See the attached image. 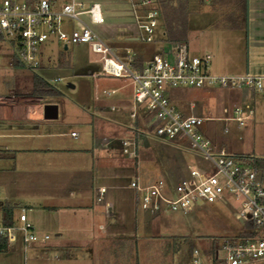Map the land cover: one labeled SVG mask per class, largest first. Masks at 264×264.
Returning <instances> with one entry per match:
<instances>
[{
	"label": "crops",
	"instance_id": "crops-1",
	"mask_svg": "<svg viewBox=\"0 0 264 264\" xmlns=\"http://www.w3.org/2000/svg\"><path fill=\"white\" fill-rule=\"evenodd\" d=\"M199 1L200 6L218 13L219 18L207 28L192 26L188 0L187 41L181 45H185L190 54H210L211 73L264 75V0ZM130 3L133 14L135 10L141 12L140 0H130ZM159 18L162 20L161 15ZM74 24L66 21L63 29L71 31L75 28ZM208 30L214 31L217 38L222 34L227 39L230 35L228 32L241 33L244 45L228 41L224 49H218V42L214 43L212 34L208 41L207 37L203 38V33ZM164 41L168 47L152 54L143 43L140 48L135 47V36L126 35L124 41L110 46L121 54L126 49H131L135 60L140 56L144 63L156 53L174 52L175 45H180L171 44L166 39ZM50 42L59 44L55 40ZM46 44L40 49L39 60L42 59ZM68 47L64 46V49L68 50ZM47 64L51 67L57 66L51 56H48ZM98 76L94 72L91 74L92 78ZM115 79L119 83L107 85L98 96L94 105L95 112L75 109V120L68 118L67 108L62 107L61 100L57 101L61 96L52 99L15 98L11 94H0V222L5 205L16 206L14 219L17 224L18 210L24 207L30 212H27L28 219L35 230L41 236H51L47 243L33 245L27 251L22 241L18 240L12 247H7L6 251L0 252V264H13V260L21 252L24 251L26 255L28 250L34 253L35 260H49L52 256L57 259L59 253L65 252L70 259L74 256L77 259L82 258L86 264L90 261L92 264L96 261L102 264L134 262L136 256L127 255L129 253L123 248L130 240L120 234V229L127 222H132L134 212L129 210V203L119 201L122 197L119 190L124 193V201L134 202L136 208L139 206L137 192L128 189V185L133 180L140 184L141 182L138 177L130 180L126 178V170L135 166L138 174L139 164L143 166V150L154 149V145L146 133V130H151L147 121L141 115L135 119L131 116L134 106L129 80ZM204 90V96L215 101L211 95H215L214 90L217 89ZM105 91L115 92L107 95ZM176 91L171 92L172 101L178 97ZM229 91L235 93L228 98L223 96L222 100L226 105L222 109L221 117L225 116V109L232 112L237 106L253 110L252 118L256 110L264 111V94L251 89ZM55 103H58V118L45 119L44 105ZM193 109L194 107L191 110ZM193 111L190 113L195 114ZM197 113V116L213 117L198 110ZM217 121L208 122L205 132L212 138L218 150H225L224 141L219 142ZM221 121L224 123L223 133L227 134L224 128L227 125L229 129L230 122L226 124ZM74 132L77 137L72 136ZM128 133L134 136L127 137ZM123 140L133 144L135 157H121V154H125ZM171 143L180 145L179 142ZM187 169L180 170V178L187 174ZM172 177H166L167 183L170 184L168 181ZM101 189H105V192L101 193ZM34 206L37 207L36 210L32 208ZM134 218L138 225L139 220L135 216Z\"/></svg>",
	"mask_w": 264,
	"mask_h": 264
},
{
	"label": "built area",
	"instance_id": "built-area-1",
	"mask_svg": "<svg viewBox=\"0 0 264 264\" xmlns=\"http://www.w3.org/2000/svg\"><path fill=\"white\" fill-rule=\"evenodd\" d=\"M139 5L141 12L135 10V22L144 33L142 40L153 43L160 12L155 0H140ZM81 15H88L93 24L105 22L101 4L96 0H0V35L17 47L20 60L31 69L40 66V49L52 40L66 47L89 44L101 57L104 76L129 80L132 118L141 115L157 136L186 143L207 161L198 168L189 166L187 174L174 185L164 179L147 186L131 181L128 189L137 192L140 208L154 215L165 211L186 215L201 203L225 204L234 199L240 206L236 219L243 228L217 241L211 255L201 247H193L191 264H264V171L255 170L224 149L218 150L205 132L206 124L216 119L181 111L171 98V92L180 89H251L264 94V75L211 73L210 54L191 55L181 44L175 45L174 52L156 53L136 68L131 49L124 54L117 52ZM66 21L76 22L78 28L65 31ZM224 112L220 120L226 124L233 121L240 127H245L254 114L253 110L240 106ZM224 131L229 132L227 125ZM72 136L77 137V133ZM122 146L125 154L136 156L130 141L123 140ZM18 223L6 226L0 222V237L6 240L7 247L21 240L27 251L51 239L50 235L41 236L35 230L24 207L20 208Z\"/></svg>",
	"mask_w": 264,
	"mask_h": 264
},
{
	"label": "rangeland",
	"instance_id": "rangeland-1",
	"mask_svg": "<svg viewBox=\"0 0 264 264\" xmlns=\"http://www.w3.org/2000/svg\"><path fill=\"white\" fill-rule=\"evenodd\" d=\"M98 1L103 10L105 23L93 24L90 22L88 15H81V18L107 44L113 46L115 42L124 41L125 36L128 35L137 38L136 48H140L143 43L151 54L168 47V44L164 41V24L160 18L158 27L155 30L156 42L145 43L142 40L144 33L140 31L135 22L130 0ZM189 11L191 24L196 28H207L210 23L219 18L218 13L212 12L208 7L200 6L199 0H190ZM74 25L75 28H78L76 22ZM228 33H230L229 39H227V36L224 38L222 34L217 38L214 31L208 30L203 33V38L207 37L208 41L212 34L211 38L215 40L213 42H218L216 44L218 49H224L228 41H235L236 45H244L243 34ZM68 48V50H65L64 45L60 43H47L43 47L40 67L31 69L26 65L15 67L14 58L15 55H18L17 47L9 40H0V94L4 96L11 94L15 98L38 97L52 99V96L41 97L34 94V74H37L48 80L61 92L62 95L57 101L61 100L63 103L62 107L64 108L65 106L67 108L66 112L69 119L75 120V109H82L90 113L95 112L94 105L97 103L98 96L102 94L104 87L117 85L119 81L115 78L104 76L101 57L92 51L89 44H75L70 45ZM191 55L199 56L200 53H191ZM48 56H51L57 66H48ZM93 72L99 75L98 78L91 77ZM69 84L73 85L74 88H70ZM204 92H206L204 89L177 90L175 93L178 97L173 102L182 111L190 112L194 110L193 112L196 114L198 110L201 113L203 112L204 115L208 114L210 117L213 116L212 118L219 120L217 121L218 138L219 142L224 141L227 153L231 155L242 154L247 157L251 155L254 157L263 156L264 111L256 110L253 118L250 117L248 119L252 118V121L245 127H240L237 123L230 122V132L225 134L222 130L224 123L220 120L223 118L221 117L223 115L222 109L226 105L222 98L224 95L228 98L235 92L220 89L214 90L216 93L215 95L212 93L211 96H213L215 101L204 96ZM55 104L58 105V103ZM192 107H194L193 110H191ZM146 133L151 143H153L154 146L152 147L154 149L143 150V166L139 164L138 174L135 166L126 170V178L129 180L138 177L141 184H149L157 179L167 181V176H173L168 182L174 185L181 176L180 170H186L189 165L198 168L207 162L198 153L189 149L186 143H180L177 146L160 138L154 131L146 130ZM131 136L133 137L134 134L128 133L127 137L131 138ZM127 156V154H121V157L128 158ZM119 193L122 196L119 201L125 204L129 203V210L134 212L132 222H127L126 226L120 229V234L130 240V243L127 242L123 246L126 249V253H129L127 255L136 256L134 262L127 264H191L193 247H207L211 237L228 236L232 233H238L243 228L236 219L240 206L234 199L225 204L209 205L201 203L186 215L170 211L154 215L142 210L138 205L136 208L134 202L124 201L123 191L119 190ZM32 208L36 210L37 207L34 206ZM27 212L30 213L29 211ZM19 215L20 208L18 217ZM134 216L139 220L138 225L135 223ZM90 262L89 264H92ZM86 263L82 258L77 259L75 256L70 259L65 252L59 253L57 259L52 256L49 260H35L34 253L31 250H28L26 255L24 251L21 252V255L13 260V264ZM94 264H102V262L96 261Z\"/></svg>",
	"mask_w": 264,
	"mask_h": 264
},
{
	"label": "trees",
	"instance_id": "trees-1",
	"mask_svg": "<svg viewBox=\"0 0 264 264\" xmlns=\"http://www.w3.org/2000/svg\"><path fill=\"white\" fill-rule=\"evenodd\" d=\"M155 7L160 11L162 22L164 24L165 39L171 44H181L187 41V29H188V0H155ZM0 40H6L2 35H0ZM25 65L19 58L15 55L14 66ZM143 65L142 58L140 56L136 57L134 61L135 67H141ZM34 85L36 96H61V92L48 80L45 78L34 74ZM237 159L247 161L255 170L264 171V155L261 157L245 155H234ZM16 206L5 205L2 208V223L6 226L17 225L14 219V211ZM222 237H211L208 241L207 247L202 249L207 255H211L214 244L219 241ZM193 249V248H192ZM7 250L6 240L0 237V252Z\"/></svg>",
	"mask_w": 264,
	"mask_h": 264
},
{
	"label": "water",
	"instance_id": "water-1",
	"mask_svg": "<svg viewBox=\"0 0 264 264\" xmlns=\"http://www.w3.org/2000/svg\"><path fill=\"white\" fill-rule=\"evenodd\" d=\"M70 88H74L73 85H68ZM58 105L57 104H46L44 105V117L45 119L53 120L58 118Z\"/></svg>",
	"mask_w": 264,
	"mask_h": 264
}]
</instances>
